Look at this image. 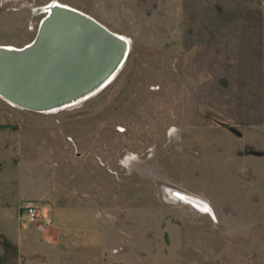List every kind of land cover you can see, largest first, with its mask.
I'll return each mask as SVG.
<instances>
[{"label":"rangeland","instance_id":"obj_1","mask_svg":"<svg viewBox=\"0 0 264 264\" xmlns=\"http://www.w3.org/2000/svg\"><path fill=\"white\" fill-rule=\"evenodd\" d=\"M60 3L130 49L80 102L0 97V264H264V0H0V46Z\"/></svg>","mask_w":264,"mask_h":264},{"label":"water","instance_id":"obj_2","mask_svg":"<svg viewBox=\"0 0 264 264\" xmlns=\"http://www.w3.org/2000/svg\"><path fill=\"white\" fill-rule=\"evenodd\" d=\"M125 39L90 16L55 5L31 44L0 46V95L43 112L95 93L124 61Z\"/></svg>","mask_w":264,"mask_h":264},{"label":"built area","instance_id":"obj_3","mask_svg":"<svg viewBox=\"0 0 264 264\" xmlns=\"http://www.w3.org/2000/svg\"><path fill=\"white\" fill-rule=\"evenodd\" d=\"M18 218L19 220L24 219L29 224L35 223V221L38 218V211L35 202L32 200L23 201L22 204L20 205Z\"/></svg>","mask_w":264,"mask_h":264},{"label":"bare ground","instance_id":"obj_4","mask_svg":"<svg viewBox=\"0 0 264 264\" xmlns=\"http://www.w3.org/2000/svg\"><path fill=\"white\" fill-rule=\"evenodd\" d=\"M60 5H61V3H60ZM63 5V4H62ZM55 6V5H54ZM66 6V5H65ZM124 39H125V41L127 42V44H128V50H127V54H128V52H129V49H130V43H129V39L126 37V36H124V35H121ZM127 54H126V57H127ZM125 57V58H126ZM125 58H124V61H125ZM124 61H122V63H121V65L114 71V72H112L110 75H109V77H108V80L102 85V87L103 86H105V85H107L112 79H113V77L115 76V73H117V71L121 68V66L123 65V63H124ZM102 87H100V89L102 88ZM99 90V89H98ZM97 90V91H98ZM97 91H95V92H97ZM93 95V94H92ZM91 96V95H90ZM90 96H88V97H90ZM0 97H2L1 95H0ZM88 97H86V98H84V99H87ZM3 98V97H2ZM84 99H81V100H79V101H76V102H70V103H66L65 105H63V106H66V105H69V104H74V103H77V102H80V101H82V100H84ZM13 104V103H12ZM60 108V107H59ZM58 109V108H57ZM55 110V109H54ZM47 111H53V110H47ZM197 201H195V203H196Z\"/></svg>","mask_w":264,"mask_h":264},{"label":"snow or ice","instance_id":"obj_5","mask_svg":"<svg viewBox=\"0 0 264 264\" xmlns=\"http://www.w3.org/2000/svg\"><path fill=\"white\" fill-rule=\"evenodd\" d=\"M205 210H207V209H205Z\"/></svg>","mask_w":264,"mask_h":264}]
</instances>
